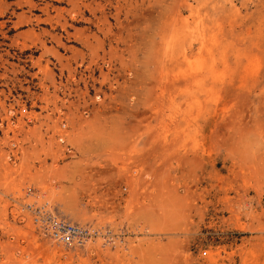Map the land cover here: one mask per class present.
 Here are the masks:
<instances>
[{"label": "rangeland", "instance_id": "obj_1", "mask_svg": "<svg viewBox=\"0 0 264 264\" xmlns=\"http://www.w3.org/2000/svg\"><path fill=\"white\" fill-rule=\"evenodd\" d=\"M0 264H264V0H0Z\"/></svg>", "mask_w": 264, "mask_h": 264}, {"label": "built area", "instance_id": "obj_2", "mask_svg": "<svg viewBox=\"0 0 264 264\" xmlns=\"http://www.w3.org/2000/svg\"><path fill=\"white\" fill-rule=\"evenodd\" d=\"M36 218V222H41L38 228L42 232L53 241L71 246L70 249H84L97 236L90 227L72 223L53 210L44 209Z\"/></svg>", "mask_w": 264, "mask_h": 264}, {"label": "bare ground", "instance_id": "obj_3", "mask_svg": "<svg viewBox=\"0 0 264 264\" xmlns=\"http://www.w3.org/2000/svg\"><path fill=\"white\" fill-rule=\"evenodd\" d=\"M50 210V209H49ZM38 218V217H37ZM36 217H34L33 218V223H34V225L37 227V226H41L40 225V220H37V222H36V219H37ZM35 220V221H34ZM43 222V221H42ZM40 228V227H39ZM56 242V241H55ZM56 243H58V242H56ZM59 245H62V246H64V247H66V248H70L71 246H65V245H63V244H61V243H58Z\"/></svg>", "mask_w": 264, "mask_h": 264}]
</instances>
